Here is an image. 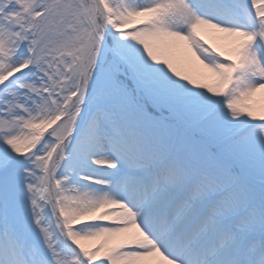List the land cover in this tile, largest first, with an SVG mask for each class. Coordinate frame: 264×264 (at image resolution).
Wrapping results in <instances>:
<instances>
[{"label":"snow or ice","instance_id":"1","mask_svg":"<svg viewBox=\"0 0 264 264\" xmlns=\"http://www.w3.org/2000/svg\"><path fill=\"white\" fill-rule=\"evenodd\" d=\"M0 264H264V0H0Z\"/></svg>","mask_w":264,"mask_h":264}]
</instances>
